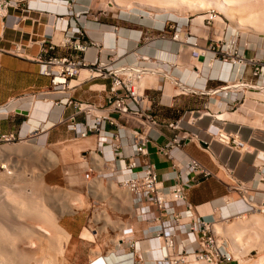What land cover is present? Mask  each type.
<instances>
[{"label":"crops","instance_id":"0c3cea01","mask_svg":"<svg viewBox=\"0 0 264 264\" xmlns=\"http://www.w3.org/2000/svg\"><path fill=\"white\" fill-rule=\"evenodd\" d=\"M44 6L46 7L42 9H46L48 13H42L41 16L33 14L32 10L36 9L33 7L26 11L29 14L16 16L9 12L7 18L0 16V48L8 50L0 54V133L13 132L36 147L45 145L50 149L68 142L73 159L64 158L62 162L68 168H65L68 176L64 175V178L76 179L79 177L77 170H80V177L87 182L86 199L90 200L89 207L96 199L109 201L112 212L103 210L99 214L103 216L102 219L98 213L92 210L90 213L82 206L59 219V227L65 237L68 236L66 263L131 264L135 259L139 264H160L164 255L165 238L158 237L157 234L162 228L172 234L178 247L191 248L190 239L183 227L175 225L176 214H165L160 220L139 219L141 210L138 213L136 201L125 187L109 177L112 173L111 163L101 160V149L107 159H112V136L118 131L123 135L121 156L130 154L127 136L139 124L119 117L120 128L107 123L100 135L90 134L86 138L76 139L74 132L68 128V123H60L61 118L67 119L74 114V107L56 106L44 100L49 97L43 93L50 88V78L41 73L37 59L42 52L43 43L46 41L50 44L52 41L56 44L49 54L67 55L75 51V42H69L68 34L62 32L68 27L65 17L58 20L54 13H62L56 12L55 7ZM82 24L84 36L73 38L95 43L85 53H80L87 62H94L98 56L107 61L115 58L116 61L111 62V65L118 66L124 62H135L137 56L142 57L143 54L157 59H174L172 65H155L161 76L158 81L146 83L145 86L153 101H147L144 106L160 121L163 131L162 134L152 133L149 158L156 167L159 179L166 185L183 183L186 186L187 202L192 206L193 216L217 221L219 218H229L248 211V204L235 199L237 195L234 193L229 195L227 184L237 181L245 184L253 201H264V129L256 123H264V112L258 114L253 110L257 107L256 104L261 107L264 103L252 100L260 99L264 102V98L259 97H264V93L242 86L238 91L229 90V94L221 90L233 81L238 82L240 75L243 76L240 80L242 83H256L250 67L242 69L239 65L221 62L213 58L212 52L207 51L203 55L205 57H201V64H182V57L187 52L184 47L191 48V45L174 41L167 33L162 38L163 34H155L149 29L108 27L86 19ZM257 42L259 45V41ZM16 46H26L24 55L10 52ZM250 49L245 51L248 56L258 55L264 58V49L258 46ZM85 71L87 70L83 68L73 81V98L97 105L107 103L112 78L90 79ZM165 72L169 74L164 75ZM163 76L169 77L172 83L180 81L187 90L174 83L179 87L177 91L175 86L164 83ZM192 89L196 91H189ZM120 92L123 93V90L120 89ZM243 97L244 102L237 103ZM19 109L26 113L19 112ZM35 109L39 111L37 114L33 113ZM178 119H182L181 129L168 127L169 122ZM83 120V115L77 117V121ZM223 132L240 134L245 142L244 147L235 148L223 143L219 139ZM175 135L183 138L181 146H175L169 156L161 153L160 147ZM186 136L189 138L185 139ZM37 150L38 148L34 149ZM75 156L77 160L74 159ZM191 157L211 169L215 176L196 183L186 169ZM91 167L95 169L91 171ZM97 173L102 175L98 177ZM93 182L95 184L91 186ZM111 185L113 189L117 187L127 192L116 194L113 201L115 207L112 204V193L108 195L99 191L95 194L97 187L110 189ZM230 197H233L232 201L229 200ZM179 216H182L183 222H187L186 211H181ZM131 218L134 221L130 224L128 221ZM127 222L130 225H124ZM107 235L111 237L110 243L104 238Z\"/></svg>","mask_w":264,"mask_h":264},{"label":"rangeland","instance_id":"374dc122","mask_svg":"<svg viewBox=\"0 0 264 264\" xmlns=\"http://www.w3.org/2000/svg\"><path fill=\"white\" fill-rule=\"evenodd\" d=\"M31 1L32 0H6L4 2V5L6 6L5 7L3 6L4 12L5 11L10 12V14H13L16 16L24 15V14H29V13H26V11L30 10V8L33 7V8H36L35 10H32L33 14L41 16L42 13H48L45 11L46 9H42V8L43 7L45 8L46 6L44 5H47L48 3L50 4L51 2L52 4H50L49 6L51 7L52 5V7H55L54 10H56V12L62 13V15L54 13L56 18L59 20L60 18L65 17V21L67 22L68 27L66 31H62V32L65 33L66 35L68 34L69 37L67 38L66 36L64 39L66 38L70 39L69 42H71L74 39L73 37L78 36L80 32H83L85 34V29L82 26L83 25L82 22L84 21V19H86L88 21L98 22L105 26L107 25L108 27L118 26V27H123L126 29H144V30L149 29L150 31H154L155 34L156 33H159V34L167 33L168 35H171L174 32L171 26L176 27L179 25H183L184 33L185 32L189 34L192 33V35L194 36L193 40L196 41L197 45L202 47L206 44V42H208V45H210V42L212 40L213 41L212 47L214 51H218L219 48L222 46V42H226L227 40H229L230 42H235L238 47L245 49V50H251L250 47H254V46L256 47L258 46L264 49V14H263L264 13L263 11L264 10V0H234L235 2H232L233 3V4L231 3L232 5L229 3L228 8L230 9L231 12L232 11L234 12L232 13L234 15L235 20L230 19L229 17L225 15H221L217 7H215V5L212 2H210L213 0H184V1L182 0L181 1L182 3L179 1L180 3L178 4H174L170 1L167 2V0H35L36 2L38 1L37 5H35L36 3L34 1H32L34 4H32ZM4 12H2V15L0 16L7 18ZM34 12H37V13H34ZM193 22L196 23V25H194ZM56 34L59 35L60 33L56 30ZM183 39H186V38L183 37ZM257 41H259V45L256 44L258 43ZM88 44L90 43L88 42ZM191 50L192 49L188 46L184 47V51H187V52H185L186 55L185 54L183 55L182 61L180 63L190 64V65L191 64L193 65L201 64L203 61L201 59L202 56L201 55L198 57L194 56L190 52ZM151 59H152L151 63H154L151 65L152 70L153 69L157 70L156 69L157 67L155 66L157 64H164V65L174 64V59L170 60V59L164 58V61H158L153 56L151 57ZM85 72L87 73V75L89 74L88 71H85ZM159 74L161 73L159 72ZM159 74L153 73L152 71L151 74L147 75V77L148 76L149 77L145 78L144 87L146 86V83H154V81H158L159 77L161 76ZM168 74H169L168 72H165L164 75H168ZM163 81L167 85L175 86L174 83H172L169 80V77L167 76H163ZM175 87L177 91H179V87L178 86H175ZM259 97L264 98L263 96H259ZM244 100L245 99L243 97L241 100H238L237 103L244 102ZM252 100L256 101L257 103H264L260 99H252ZM258 105L259 104H256L257 107L254 106L256 108V109L255 108L253 109L254 112L256 111L257 113L258 112L263 113L264 105H262L263 107L262 106L260 107ZM256 123L259 127H262L264 129V123L262 124L258 122ZM24 141L25 140H23L22 142L11 143V144L3 143V144H0V149L12 148V145L15 147L17 145L24 144L23 143ZM68 144L69 143L67 142L65 144L55 145L52 147V149L46 147L45 145H39V147L43 146L42 148L44 150H49V151L51 150L53 153H55L58 160L60 161L59 164H55L58 161L56 162L54 161L53 167L50 168L51 170L50 169L49 171L47 170L48 172L46 171L44 174L42 171L47 168L46 166H44V164L47 163V161H49L48 159L50 160L52 159L49 155H47L46 151L42 152V150H40L39 147H36L38 148L37 151H34V148H32L30 151L28 150L27 152H21V153L12 152V153L7 154L9 156L6 158H10V163H11L9 166L10 174L4 173L0 176V205L2 206V208L0 206V233H1L0 236L1 237L3 236L2 238L0 237V240L5 242L4 240L5 233H3L4 231L6 232L8 231L9 233L8 235L10 236V239L11 238L14 239L13 237H14V234L16 233L15 234L16 235L15 238L17 239L16 245L14 248H12V245L14 244L12 242L10 243L8 242L9 243L8 246L11 245L8 251L10 250L11 252L12 249H15L16 246L20 244L21 246L19 245L18 247L19 250H17L18 251L17 253L19 254V252L22 251L21 253L22 255L14 254L16 255L14 257H23L24 253L26 255H29L27 254V252L31 250L34 251L33 250L34 247L32 246L29 247L30 245L29 243L27 244V242L30 239H33L35 237H30V235H28V237L26 238L25 236H27V234L25 233L24 235V232L23 233L21 232V234H23L24 236L21 234L20 236L19 235L20 230L18 231L17 227L18 229H20L19 227L21 225L22 226L24 225V227L27 226L26 228H28V225H29V229L33 228L32 231H34V227H36L37 229L38 225L39 226L41 225V227L44 228V232L42 233L45 234L44 236L45 239L43 241L42 240L40 241L39 239L38 243L44 244V246L48 248V251L51 256L50 259L51 258L53 259L51 260L52 264L54 263L55 264H69V263H66V259H65L66 244L68 243L67 237H65V234L62 232V229L59 227V219L64 214L69 213L70 211L75 212V208H79L81 206L85 208L86 210H88L90 213H91V210L98 213V216H100L101 219L103 218V216L99 214L103 210H109L110 212H112L111 205L109 204L108 200L100 201L96 199L94 202L92 201L93 205L89 207L90 204L88 203H90V200L86 199V197H88L86 194V189H87L86 183L87 182L85 178L80 177V175H82L80 170H77V174L79 175V177L77 176L78 178L70 179V180L67 179V177L64 178V175H66V170H68V168L64 167L66 165H63L62 162L64 158H67V159L69 158L68 160L73 159L70 156ZM74 159L77 160V157L75 156ZM6 161L7 160H4V163ZM21 184H23V186ZM94 184L95 182L91 183V186H93ZM31 186L33 188L35 187L34 190ZM25 189L29 191H25ZM32 191L34 193L30 194L29 192H32ZM66 191H68V195L65 197L62 193ZM95 191H96L95 194L98 193L99 191L104 192L105 194H108V195L109 193H112V204H113L114 198L116 197V194L127 193L126 191H122L117 187L116 189H113L112 185L110 186V189H107V188L103 189L102 186H99L97 187ZM28 195L29 197H27ZM245 197L246 199L249 200L250 203H252V205H254L251 209H249L248 211L246 210L245 212L239 215H235L229 218H219L217 221H214V224L216 222H219V223L221 222V224L224 226H226V223L228 226L230 225V228L228 227L225 231L226 234L225 233L223 234V232L218 233V235L220 234L219 235V238L221 239L220 241H222V243L226 245V247L228 248V250H230V252L232 249L230 248L232 246L231 240H230L232 233L230 231L235 230L241 224L240 222L245 223L244 220L251 222L253 218L254 219L256 218L257 215L264 217V201L262 202L253 201L250 198L249 194L247 196L245 195ZM235 199H240V196L237 195V198ZM229 200L232 201L233 197H230ZM63 209L66 210L65 213L63 215L61 214L59 215L58 213L59 210H63ZM21 210H22V213L19 214ZM39 211L43 213L42 217L40 216L41 214ZM58 216H60V218ZM95 216L98 217L97 214ZM251 217L252 219H250ZM133 221L134 220H132L131 218L128 222L131 224ZM128 222L125 223L124 225L128 226L129 225ZM18 224L19 225L21 224V225L17 226ZM36 224L38 225L34 227L32 226ZM251 225H248L245 223V225L241 224L239 226V227L243 226V228L246 227L244 228L245 229L244 231L248 230L247 233L246 232L243 233V236H246L245 239L243 238V241L246 240L244 241L245 246L240 248L241 249L240 254H243L245 256L240 255L239 258L236 257V255L239 254V252L236 249H233L232 250L233 252L231 253L233 254L235 259L237 258L233 262L234 264H242V261L240 260L241 257L244 260V264H264V225L261 226L259 224L260 225V226L258 225L259 227L257 226V224L254 225L253 223ZM253 226L255 227L253 228ZM249 227L252 230L255 228L257 229L256 231L251 230L252 231L251 232ZM260 227H263V228H260ZM258 228H259V231H258ZM45 230L48 233L45 232ZM34 232L32 233L34 234ZM27 233L33 236L32 233L30 232H27ZM17 235L19 236V239L17 238L18 237ZM129 235H127L128 238H129ZM104 238H106V240H108V243H110L109 241L111 237L109 235H107ZM35 240H38V239L36 238ZM2 243H0V245ZM5 243L7 244V242ZM49 244L51 245L52 248L50 247ZM28 248H30L31 250ZM38 248L35 249V250H38V253L40 256L38 257L43 259L42 255L45 256L46 253H44L43 251V254H42L41 252H39ZM63 249L65 250V252L62 253L61 250ZM51 251L53 252L51 253ZM0 254H1V251H0ZM11 256H13V254H11Z\"/></svg>","mask_w":264,"mask_h":264},{"label":"built area","instance_id":"2783aa9c","mask_svg":"<svg viewBox=\"0 0 264 264\" xmlns=\"http://www.w3.org/2000/svg\"><path fill=\"white\" fill-rule=\"evenodd\" d=\"M5 1L0 0V15L4 12ZM171 28L174 31L171 38L174 41L191 45L194 56L206 55V51L212 52L214 54L213 58L221 62L239 65L242 69L251 68L252 76L257 82L250 85L242 83L240 80L243 76L240 75L238 82L222 87L221 90L225 91L226 94H229V90L238 91L240 86L264 93V58L258 55L248 56L245 53L247 50L238 47L235 42L229 40L226 42L221 41L222 46L218 51L213 50L212 40L210 45L206 42L201 47L193 40L194 36L192 34L184 33L183 25L171 26ZM165 34L162 35V38L166 37ZM83 36V32L78 35V37ZM183 37L186 39H183ZM1 38L2 35H0V40ZM72 42H75L73 46L75 51L67 55L49 54L55 49L56 44L52 41L50 44L46 41L43 43L42 52L37 59L40 63L41 73L50 78V88L43 94L52 96L56 106L72 105L74 107V114L67 119L61 118L60 123L67 122L68 128L74 132L76 139L86 138L90 134L100 135L107 123L120 128L119 117L139 124V127L131 129L127 136L131 148L130 154L124 157L121 156L123 135L118 131L113 133L112 136V159H107L102 149L100 150V153H102L100 157L106 163H111L112 173L109 177L125 187L131 198L136 201L138 213L141 210L139 219L160 220L165 214L177 215L174 216L175 225L183 227L185 234L190 239L191 248L178 247L172 234L162 228L157 234L158 237L165 238L164 255L160 264H234L233 262L236 259L226 245L220 241L214 221L193 216L191 213L192 206L187 202L186 186L183 183L166 185L159 179L156 167L149 158V144L152 141V133H163L160 121L144 106L147 101H153V98L150 97L144 87L145 78L152 73L151 65L154 64L151 63L152 56H137L135 62H124L118 66L111 65V62L116 61L115 58H110L107 61L98 56L94 62H87L84 56L81 57L80 53H85L95 43L90 42L88 44L77 39H73ZM5 51L8 50L0 48V54ZM25 51L26 46H16L10 52L24 55ZM157 60L164 61L162 58ZM83 68L89 72L88 77L90 79L112 78L107 103L97 105L73 98L75 90L73 81L81 74ZM120 89L123 90V93L120 92ZM81 115H83L84 120L77 121V117ZM168 127L181 129L182 119L169 122ZM219 136L223 143L231 144L232 147H244L245 142L241 139L240 134L234 135L223 132ZM186 138L188 139L189 136H186ZM23 139L24 137L13 132L0 133V144L22 142ZM182 139V137L175 135L170 138L168 143L160 147V152L169 156L170 151L175 146H181ZM94 169L91 167V171ZM186 169L187 174L192 175L196 183L215 176L211 169L193 157L188 160ZM101 175L102 173H97L98 177ZM227 187L229 195L236 193L241 200L246 201L249 207L254 206L245 197V195H248V188L245 184L237 181L233 184H227ZM180 210L186 211L187 222L181 220ZM129 232L132 235L130 229ZM131 264L139 263L133 259Z\"/></svg>","mask_w":264,"mask_h":264},{"label":"bare ground","instance_id":"6f19581e","mask_svg":"<svg viewBox=\"0 0 264 264\" xmlns=\"http://www.w3.org/2000/svg\"><path fill=\"white\" fill-rule=\"evenodd\" d=\"M32 1H34L36 4L35 5H37L38 4V1L36 2L35 0H32ZM31 1V3L32 4H34L33 2ZM168 1H170V2H172V3H174V4H178V3H180L182 0H167V2ZM180 1V2H179ZM184 1V0H183ZM50 2V1H49ZM210 2H212L214 5H215V7H217V9H218V11H219V13L221 14V15H225V16H227V17H229L230 19H234V15H233V13L230 11V9L228 8V5H229V3L231 4L232 2H235L234 0H213V1H210ZM43 3H45V2H43ZM48 3V2H47ZM182 3V2H181ZM190 3V2H189ZM50 4H52L51 2H50ZM50 4H47V6L48 5H50ZM233 4V3H232ZM231 4V5H232ZM235 4H237V3H235ZM259 4V3H258ZM55 5V4H54ZM151 5V4H150ZM52 6V5H51ZM232 7V6H231ZM263 10V9H262ZM264 11V10H263ZM5 13V15L6 16H8L9 15V12H4ZM257 13V12H256ZM260 13V12H259ZM264 14V13H263ZM252 15H253V13H252ZM251 15V16H252ZM250 17V16H249ZM235 20V19H234ZM243 23V22H242ZM257 29V28H256ZM259 30V29H258ZM118 31V30H117ZM258 32V31H257ZM142 55V54H141ZM144 55V54H143ZM139 56V55H138ZM84 70H85V68H84ZM87 70V69H86ZM151 70V69H150ZM151 71H155L156 72V74H159L158 72L159 71H157V70H151ZM154 72V73H155ZM151 74V73H150ZM173 79V78H172ZM175 80V79H174ZM175 84H177L180 88H182V89H184L183 87H185L180 81H175L174 82ZM232 84H234V82H232ZM233 86V85H232ZM186 88V87H185ZM184 90H187V89H184ZM189 91H196V89H192V90H189ZM44 99V98H43ZM46 102H50V103H52V104H54L55 105V103L53 102V97L52 96H49V97H47L46 99H44ZM39 111H38V109H35L34 111H33V113L34 114H37ZM23 140H25V139H23ZM24 144H21V145H17V146H13L12 145V148H4V149H0V176L2 175V174H4V173H6V174H10V168H9V166H10V158H6V157H8L9 155H7V154H9V153H12V152H18V153H21V152H27L28 150L30 151L32 148H36V146H34L33 144H31L29 141H24L23 142ZM16 145V144H15ZM39 147V146H38ZM43 146H40L39 148H40V150H42V152L44 151H46V153H47V155H49L50 157H51V159L53 160H49V161H47V163H45L44 164V166H46L47 168L46 169H44L42 172H43V174L47 171V170H49L50 168H52L53 167V164H54V161L56 162V161H58V162H56L55 164H59L60 163V161L58 160V158H57V156H56V154L55 153H53L51 150L49 151V150H44L43 148H42ZM246 149V148H245ZM3 158V159H2ZM4 160H7L5 163H4ZM3 161V162H2ZM9 162V163H8ZM33 162V161H32ZM16 166V165H15ZM17 167V166H16ZM55 167H56V165H55ZM54 167V168H55ZM51 170V169H50ZM48 172V171H47ZM34 173V172H33ZM18 176V175H17ZM13 178V177H12ZM7 179V178H6ZM5 179V180H6ZM30 179V178H29ZM39 179V178H38ZM45 180V179H44ZM8 181V180H7ZM20 181V180H19ZM24 181V180H23ZM37 181V180H36ZM16 182V181H15ZM38 182V181H37ZM44 182V181H43ZM14 183V182H13ZM17 183V182H16ZM22 183V182H21ZM46 183V182H45ZM11 184V183H10ZM19 184V183H18ZM31 184V183H30ZM22 186H23V184H21ZM27 185V184H26ZM8 186V185H7ZM19 187V186H18ZM32 187V186H31ZM33 188V187H32ZM35 188V187H34ZM34 188H33V190H34ZM57 188V187H56ZM19 190H21V189H19ZM61 190V189H60ZM92 190V189H91ZM7 191V190H6ZM12 191V190H11ZM14 191V190H13ZM25 191H29V190H26L25 189ZM42 191V190H41ZM65 191V190H64ZM8 192V191H7ZM17 192V191H16ZM23 192V191H22ZM21 192V193H22ZM48 192V191H47ZM4 193V192H3ZM14 193V192H13ZM24 193V192H23ZM28 193V192H27ZM30 194H32V193H34L33 191L32 192H29ZM29 194V195H30ZM45 194V193H44ZM65 197L68 195V191H66V192H63L62 193ZM29 195L27 196V197H29ZM31 196V195H30ZM59 196V195H58ZM5 197H7V196H5ZM42 198V197H41ZM32 199V198H31ZM34 199V198H33ZM7 200V199H6ZM19 200V199H18ZM35 200V199H34ZM37 200V199H36ZM128 201H129V199H128ZM32 202H33V200H32ZM39 202V201H38ZM245 203H246V201H244ZM7 203V202H6ZM125 203V202H124ZM131 203V202H130ZM24 204V203H23ZM31 204V203H30ZM37 204V203H36ZM39 204V203H38ZM44 204V203H43ZM247 204V203H246ZM4 205V204H3ZM15 205V204H14ZM1 206V205H0ZM7 206V205H6ZM59 206V205H58ZM123 206V205H122ZM11 207H13V206H11ZM15 207V206H14ZM21 207V206H20ZM31 207V206H30ZM39 207V206H38ZM247 207H248V210L249 209H251V207H249V205H247ZM1 208H2V206H1ZM7 208V207H6ZM36 208V207H35ZM47 208V207H46ZM69 208V207H68ZM72 208V207H71ZM22 209V208H21ZM59 209V208H58ZM6 210V209H5ZM16 210V209H15ZM132 210V209H131ZM12 211V210H11ZM13 211H14V209H13ZM30 211V210H29ZM44 211V210H43ZM65 211L66 210H59V215L61 214V215H63L64 213H65ZM2 212V211H1ZM40 212V211H39ZM72 212V211H71ZM15 213V212H14ZM22 213V210H21V212L19 213V214H21ZM7 214V213H6ZM40 216L42 217V214L43 213H41L40 212ZM4 215V214H3ZM9 215V214H8ZM54 215V214H53ZM5 216H7V215H5ZM20 216V215H19ZM18 216V217H19ZM34 216V215H33ZM46 216V215H45ZM44 216V217H45ZM47 216H48V214H47ZM255 216V215H254ZM59 218H60V216H58ZM57 217V218H58ZM15 218V217H14ZM20 218V217H19ZM51 218V217H50ZM46 219V218H45ZM250 219H252V217L250 218ZM12 220H13V218H12ZM41 220V219H40ZM52 220V219H51ZM36 221V220H35ZM49 221V220H48ZM245 221V223L246 224H248V225H251L252 223L255 225V224H257V226L260 224L261 226H263L264 225V217L263 216H256V218L254 219L253 218V220L250 222V221H247V220H244ZM22 222H23V220H22ZM223 223V222H222ZM242 225H245V223L243 222H240ZM230 224V223H229ZM240 224V225H241ZM16 225V224H15ZM21 225V224H20ZM19 224L17 225V226H20ZM38 224H36V225H32L33 227L34 226H37ZM235 225V224H234ZM239 225V226H240ZM259 225V226H260ZM237 227L235 230H232V231H230L231 233H232V235H231V238H230V240H231V247L230 248H232L231 249V252H233L232 250L233 249H236L238 252H239V254H237L236 255V257H240V255L241 256H245V255H243V254H240L241 253V249L240 248H242V247H244L245 246V244H244V241H246V240H244L243 241V238L245 239V237L246 236H243V233L244 232H246L247 233V231H244L245 229L244 228H246L247 227V225H246V227H244L243 228V226L242 227ZM252 226V225H251ZM258 226V227H259ZM27 226H25L24 227V225L22 226H20L19 228L20 229H18V227H17V230L19 231L20 230V233H19V235L21 234V232L23 233L24 232V235H25V233L27 234V236H25L26 238L28 237V235H30V237H35V238H33V239H30L28 242H27V244L29 243V247H34V251H32L30 248H28V249H30L31 251H29V252H27V254H29V255H26L25 253H24V256L23 257H14V256H16V255H22L21 253H22V251H20L19 252V254L17 253L18 251L17 250H19L18 249V247H19V245H17L16 246V248L15 249H12V251L10 252V250L8 251V249H10V246H8V244L10 243V242H12L14 245H12V248H14L15 247V245H16V241H17V239L15 238L16 237V233L14 234V239H10V236L8 235L9 233H8V231L6 232V231H4L3 233H5V238H4V240H5V242H7V244L4 242V241H1L0 240V243H2L1 245H0V251H1V256H0V264H52V262H51V260H53L52 258L50 259V253H49V251H48V248L47 247H45L44 246V244H39L38 242H39V239H40V241L42 240H44L45 239V234L44 233H42V232H44V228L43 227H41V225L39 226L38 225V227H37V229H36V227H34V231H32L33 230V228L31 229H29V225H28V228H26ZM230 228V225L228 226L227 225V223H226V226H224V225H222L221 224V222L219 223V222H216L215 223V229H216V231H217V233H219V232H223V234L225 233V231H226V229L227 228ZM232 227V226H231ZM255 226H253V228H254ZM260 228H263V227H260ZM234 229V228H233ZM249 229H250V227H249ZM256 229L257 228H255V229H253V230H255L256 231ZM16 230V229H15ZM252 229H250V231H251ZM252 230V231H253ZM249 231V232H250ZM251 231V232H252ZM258 231H259V228H258ZM16 232V231H15ZM27 232H30V233H32V232H34V234H33V236H31V234H28ZM45 232H47L46 230H45ZM12 233V232H11ZM48 233V232H47ZM254 233V232H253ZM256 233V232H255ZM1 234V233H0ZM226 234V233H225ZM21 235H23V234H21ZM20 235V236H21ZM23 235V236H24ZM220 235V234H219ZM230 235V234H229ZM248 235V234H247ZM250 235V234H249ZM254 235V234H253ZM260 235V234H259ZM18 236V235H17ZM251 236V235H250ZM1 237V236H0ZM3 237V236H2ZM1 237V238H2ZM12 237V236H11ZM68 237V236H67ZM225 237V236H224ZM224 237H223V239H224ZM18 239H19V236L17 237ZM25 238V239H26ZM38 239V240H35V239ZM229 238V237H228ZM247 238H249V237H247ZM251 238V237H250ZM62 239V238H61ZM66 239V238H65ZM9 240H11V241H9ZM22 240V239H21ZM221 240V239H220ZM228 240V239H227ZM255 240V239H254ZM19 241V240H18ZM61 241V240H60ZM225 241V240H224ZM223 241V242H224ZM9 242V243H8ZM50 242V241H49ZM63 242V241H62ZM234 242V243H233ZM18 243V242H17ZM64 243V242H63ZM251 243H253V242H251ZM51 244V243H50ZM49 244V245H50ZM40 245V246H39ZM61 245V244H60ZM21 246V245H20ZM24 246V245H23ZM27 246V245H26ZM25 246V247H26ZM249 246V245H248ZM9 247V248H8ZM39 247V248H38ZM45 247V248H44ZM49 247V246H48ZM50 247H51V245H50ZM63 247V246H62ZM62 247H61V249H62ZM36 248H38L39 249V252H41L42 254H43V251H44V253H46L45 254V256H43L42 254H40V255H42V258L43 259H41V258H39L40 256H39V253H38V250H35ZM47 248V249H46ZM52 248V247H51ZM50 249V248H49ZM24 250V249H23ZM27 250V249H26ZM62 251V253L63 252H65V250L63 249V250H61ZM53 251H51V253H52ZM6 253V254H5ZM8 253H9V255H8ZM11 254H13V256H11ZM14 254H16V255H14ZM5 255V256H4ZM4 256V257H3ZM39 256V257H38ZM63 257V256H62ZM237 259V258H236ZM241 261H242V264H244V260H243V258L241 257V259H240ZM54 262V261H53ZM261 263V262H260ZM55 264V263H54Z\"/></svg>","mask_w":264,"mask_h":264},{"label":"water","instance_id":"95a60500","mask_svg":"<svg viewBox=\"0 0 264 264\" xmlns=\"http://www.w3.org/2000/svg\"><path fill=\"white\" fill-rule=\"evenodd\" d=\"M18 111H19V112H23V113H26V111H22V110H20V109H19Z\"/></svg>","mask_w":264,"mask_h":264}]
</instances>
